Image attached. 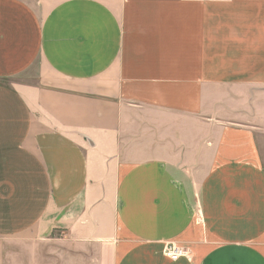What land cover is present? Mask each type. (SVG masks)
<instances>
[{
	"label": "crops",
	"instance_id": "0c3cea01",
	"mask_svg": "<svg viewBox=\"0 0 264 264\" xmlns=\"http://www.w3.org/2000/svg\"><path fill=\"white\" fill-rule=\"evenodd\" d=\"M0 264H264V0H0Z\"/></svg>",
	"mask_w": 264,
	"mask_h": 264
},
{
	"label": "built area",
	"instance_id": "2783aa9c",
	"mask_svg": "<svg viewBox=\"0 0 264 264\" xmlns=\"http://www.w3.org/2000/svg\"><path fill=\"white\" fill-rule=\"evenodd\" d=\"M163 256L171 261H176L182 257H189L190 254L184 248L176 246L174 244L167 245L163 250Z\"/></svg>",
	"mask_w": 264,
	"mask_h": 264
}]
</instances>
